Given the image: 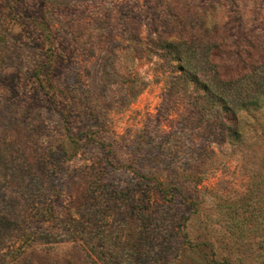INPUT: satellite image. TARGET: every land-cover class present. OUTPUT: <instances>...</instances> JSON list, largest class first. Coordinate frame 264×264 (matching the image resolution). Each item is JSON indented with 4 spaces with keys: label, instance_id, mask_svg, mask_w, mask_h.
Returning <instances> with one entry per match:
<instances>
[{
    "label": "rangeland",
    "instance_id": "obj_1",
    "mask_svg": "<svg viewBox=\"0 0 264 264\" xmlns=\"http://www.w3.org/2000/svg\"><path fill=\"white\" fill-rule=\"evenodd\" d=\"M168 42L250 70L264 0H0V264H264V136L188 119Z\"/></svg>",
    "mask_w": 264,
    "mask_h": 264
},
{
    "label": "trees",
    "instance_id": "obj_2",
    "mask_svg": "<svg viewBox=\"0 0 264 264\" xmlns=\"http://www.w3.org/2000/svg\"><path fill=\"white\" fill-rule=\"evenodd\" d=\"M179 44H166L168 49L176 48L172 60L177 62L179 72L170 81L167 98L186 105L187 118L191 121L200 118L214 130V135L219 136L221 142L243 139L242 113H245L254 121L251 138L260 142L264 136L263 124L258 121V116L264 114V53L252 69L243 67L240 73L225 75L218 69L215 62L217 54L210 45L206 43L204 50L195 52L181 49L184 45ZM263 179L260 174L251 173V221L256 225H264V201L258 198ZM176 191L178 189L172 191L166 186L160 193L170 194V201L175 198ZM13 264L23 262L18 260Z\"/></svg>",
    "mask_w": 264,
    "mask_h": 264
}]
</instances>
